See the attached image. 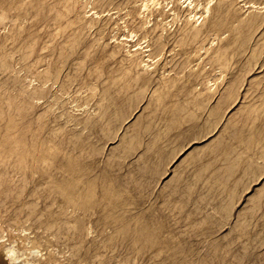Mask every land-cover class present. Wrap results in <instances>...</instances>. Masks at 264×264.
<instances>
[{
	"label": "rangeland",
	"instance_id": "1",
	"mask_svg": "<svg viewBox=\"0 0 264 264\" xmlns=\"http://www.w3.org/2000/svg\"><path fill=\"white\" fill-rule=\"evenodd\" d=\"M197 1L0 0L15 264H264V0Z\"/></svg>",
	"mask_w": 264,
	"mask_h": 264
},
{
	"label": "bare ground",
	"instance_id": "2",
	"mask_svg": "<svg viewBox=\"0 0 264 264\" xmlns=\"http://www.w3.org/2000/svg\"><path fill=\"white\" fill-rule=\"evenodd\" d=\"M153 2H154V0H152ZM151 0H150V2H152ZM180 1V0H179ZM182 1V0H181ZM185 2H187V6L189 7V10L190 11H188V13H187V18H186V23L187 24H190L191 25V27H190V29H189V31L185 34L186 36L187 35H190V37L191 38H193V39H196V38H198L199 39V37L201 36V34H202V32H201V30H200V28H199V26H196V24L194 23L193 24V21L194 22H197L198 21V19L199 18H197L196 17V19H195V13H193L194 11H192L194 8H196V5H198V4H196V5H193V4H195V3H193V0H184ZM199 1V0H198ZM197 1V2H198ZM152 2V3H153ZM158 2V1H157ZM148 3V2H147ZM171 3V2H170ZM174 3H175V0H174ZM144 4V3H143ZM157 5H158V3H156ZM169 4V3H168ZM143 6V5H142ZM146 6V5H145ZM145 6L143 7V8H145ZM155 6V5H154ZM199 7H200V4L198 5ZM198 6H197V9H198ZM142 8V9H143ZM207 8V7H206ZM141 9V10H142ZM146 9V11H147V8H145ZM144 9V10H145ZM149 11V10H148ZM199 12V11H198ZM206 12V11H205ZM197 14V13H196ZM203 14V13H202ZM201 16V15H200ZM184 17H186V16H184ZM185 19V18H184ZM149 22V21H148ZM219 24V23H218ZM144 26V25H143ZM146 27V26H145ZM217 27V26H216ZM182 29H183V27H182ZM211 30V29H210ZM181 31V30H180ZM182 33V32H181ZM215 33V32H214ZM205 35H206V33H205ZM210 36V35H209ZM206 37V36H205ZM184 39V38H183ZM189 41V40H188ZM199 41V40H198ZM164 42H165V40H164ZM186 43H187V41H186ZM185 43V44H186ZM159 45H162V43H160ZM165 45V44H164ZM149 51V50H148ZM156 51V50H155ZM162 52V51H161ZM145 66V65H144ZM147 66V65H146ZM145 68V67H144ZM229 96V95H228ZM23 244V243H22ZM0 252H3V254L5 255V257H6V259H8V262L9 263H12V264H15L16 263V261H17V257H15L14 255H13V249L10 247H5L3 244H1L0 245ZM36 252V251H35ZM0 264H2V262L0 263ZM19 264H27V262H21V263H19Z\"/></svg>",
	"mask_w": 264,
	"mask_h": 264
}]
</instances>
